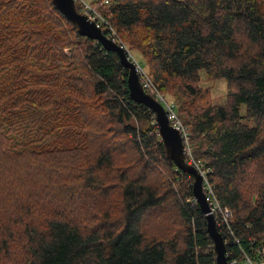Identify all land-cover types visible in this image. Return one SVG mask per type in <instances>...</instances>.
<instances>
[{"label": "trees", "instance_id": "16d2710c", "mask_svg": "<svg viewBox=\"0 0 264 264\" xmlns=\"http://www.w3.org/2000/svg\"><path fill=\"white\" fill-rule=\"evenodd\" d=\"M103 1V33L176 104L232 213L229 263L264 261V0ZM127 71L52 0H0V264H216L192 177Z\"/></svg>", "mask_w": 264, "mask_h": 264}, {"label": "water", "instance_id": "95a60500", "mask_svg": "<svg viewBox=\"0 0 264 264\" xmlns=\"http://www.w3.org/2000/svg\"><path fill=\"white\" fill-rule=\"evenodd\" d=\"M52 3L73 23L79 34L101 42L106 50L114 51L118 55L120 63L127 68L126 82L129 96L134 102L145 105L154 113L158 133L166 149V159L192 177V193L201 212L205 215L206 230L213 241L216 264H230L226 256L225 240L216 227L214 216L208 213L209 207L202 187L203 176L197 168L186 163L179 133L170 125L163 105L142 89L135 65L127 58L125 48L105 35L101 28L83 13L78 12L74 0H52Z\"/></svg>", "mask_w": 264, "mask_h": 264}, {"label": "built area", "instance_id": "2783aa9c", "mask_svg": "<svg viewBox=\"0 0 264 264\" xmlns=\"http://www.w3.org/2000/svg\"><path fill=\"white\" fill-rule=\"evenodd\" d=\"M75 3L79 4L81 7V13H83L89 20L93 21L96 26L100 27L101 30H111V33L114 35L112 28L109 26L107 20L99 12L97 5L92 4V2L86 0H74ZM108 0H104L103 3H107ZM109 37V36H108ZM114 40V38L109 37ZM117 42V41H116ZM118 44L125 46L118 41ZM127 58L133 62L135 65V71L137 73L140 85L145 93L152 95L157 101H159L167 114L170 125L177 130L180 135L182 145H183V154L187 158V163L193 165L199 170L203 176V191L206 194V199L209 207V212L214 216L215 224L218 231L224 234H232L231 230V218L232 213L228 207L222 205L213 192L212 185L207 181L204 172L200 169V165L194 161L192 157V148L190 144V134L187 129V126L183 123L177 113L176 104L167 99L164 93H162L157 85L154 83L152 78L149 76L145 68L134 58L131 53L126 49ZM156 122V121H155ZM193 203H197L195 197L191 199ZM249 264H264V261H251L249 258L246 259ZM230 264H241L237 261H233Z\"/></svg>", "mask_w": 264, "mask_h": 264}, {"label": "rangeland", "instance_id": "374dc122", "mask_svg": "<svg viewBox=\"0 0 264 264\" xmlns=\"http://www.w3.org/2000/svg\"><path fill=\"white\" fill-rule=\"evenodd\" d=\"M86 1L91 2L93 0H86ZM199 74H200V85L202 87H209L210 88L214 102L215 103L225 102L227 81L223 78L213 80V81H208L204 71L201 70L199 72ZM240 111H241V113H244V111H245L244 105H241Z\"/></svg>", "mask_w": 264, "mask_h": 264}]
</instances>
